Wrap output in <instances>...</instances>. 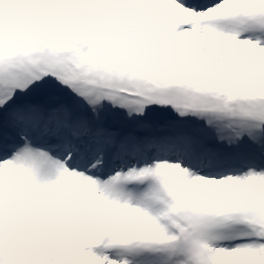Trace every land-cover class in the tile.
<instances>
[{"label": "snow or ice", "instance_id": "6c2138e0", "mask_svg": "<svg viewBox=\"0 0 264 264\" xmlns=\"http://www.w3.org/2000/svg\"><path fill=\"white\" fill-rule=\"evenodd\" d=\"M0 264H264V0H0Z\"/></svg>", "mask_w": 264, "mask_h": 264}, {"label": "rangeland", "instance_id": "374dc122", "mask_svg": "<svg viewBox=\"0 0 264 264\" xmlns=\"http://www.w3.org/2000/svg\"><path fill=\"white\" fill-rule=\"evenodd\" d=\"M89 2H91V0H89Z\"/></svg>", "mask_w": 264, "mask_h": 264}]
</instances>
